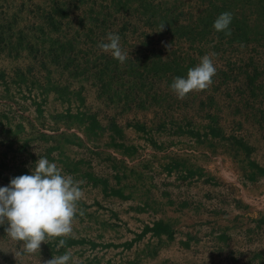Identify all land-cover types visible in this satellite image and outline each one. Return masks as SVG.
<instances>
[{
	"label": "rangeland",
	"instance_id": "1",
	"mask_svg": "<svg viewBox=\"0 0 264 264\" xmlns=\"http://www.w3.org/2000/svg\"><path fill=\"white\" fill-rule=\"evenodd\" d=\"M209 8L0 0V186L43 156L83 191L72 233L35 253L0 226V264H264V19L231 5L252 30L230 41ZM205 55L211 85L178 98Z\"/></svg>",
	"mask_w": 264,
	"mask_h": 264
},
{
	"label": "clouds",
	"instance_id": "2",
	"mask_svg": "<svg viewBox=\"0 0 264 264\" xmlns=\"http://www.w3.org/2000/svg\"><path fill=\"white\" fill-rule=\"evenodd\" d=\"M232 20L231 12H223L214 20L213 28L230 35ZM120 40L118 33L109 32L107 42H100L98 47L123 63L128 53ZM216 71L212 58L205 55L199 64L189 68L186 76L175 77L170 87L183 99L190 91L208 88ZM82 197L83 191L71 175L64 174L47 157L39 156L28 173L14 176L7 185L0 186V226L7 225L5 231L10 237L24 242L27 252L35 253L48 237L72 233L77 202ZM64 243L61 239L60 245ZM71 258V253L66 252L46 264H69Z\"/></svg>",
	"mask_w": 264,
	"mask_h": 264
},
{
	"label": "trees",
	"instance_id": "3",
	"mask_svg": "<svg viewBox=\"0 0 264 264\" xmlns=\"http://www.w3.org/2000/svg\"><path fill=\"white\" fill-rule=\"evenodd\" d=\"M246 5L254 8L258 18L264 19V0H208V5L210 6L208 10L207 18L203 21L206 28L213 29L214 32L220 38H226L230 36L231 40H244L248 36V33L252 30V25L250 19L247 16L240 18L234 13L233 20L230 25L231 34L225 35L224 32H217L213 28L214 20L223 12H229L231 5ZM213 9V11H212ZM258 24V22H257ZM259 25V24H258ZM261 33V30H259ZM229 39V38H228Z\"/></svg>",
	"mask_w": 264,
	"mask_h": 264
}]
</instances>
